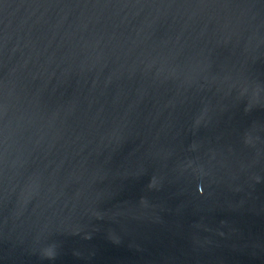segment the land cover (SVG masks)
Listing matches in <instances>:
<instances>
[{
	"label": "water",
	"instance_id": "obj_1",
	"mask_svg": "<svg viewBox=\"0 0 264 264\" xmlns=\"http://www.w3.org/2000/svg\"><path fill=\"white\" fill-rule=\"evenodd\" d=\"M0 264H264V0H0Z\"/></svg>",
	"mask_w": 264,
	"mask_h": 264
}]
</instances>
